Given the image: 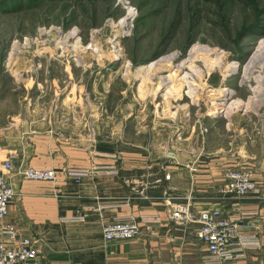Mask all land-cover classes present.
<instances>
[{
  "label": "rangeland",
  "instance_id": "374dc122",
  "mask_svg": "<svg viewBox=\"0 0 264 264\" xmlns=\"http://www.w3.org/2000/svg\"><path fill=\"white\" fill-rule=\"evenodd\" d=\"M263 53L264 0H0V125L120 153L171 151L201 119L230 150L249 117L264 125Z\"/></svg>",
  "mask_w": 264,
  "mask_h": 264
},
{
  "label": "crops",
  "instance_id": "0c3cea01",
  "mask_svg": "<svg viewBox=\"0 0 264 264\" xmlns=\"http://www.w3.org/2000/svg\"><path fill=\"white\" fill-rule=\"evenodd\" d=\"M256 120L249 117L239 126L233 154L227 148L215 152L209 124L206 133L194 125L200 133L194 137L178 134L170 141L173 151L157 146L159 151L150 137L144 145L120 153L87 151L46 130L24 132L0 125V155L15 154L11 180L18 194L0 227L8 223L22 235H38L41 240L37 259L18 264H203L206 248L195 239L197 224L175 223L169 219L170 210L191 194L193 218L212 208L229 211L233 203L223 191V175L231 169L250 171L264 190V125L258 127ZM94 166L115 167L118 173L106 171L79 182L59 175L48 182L23 179L17 172L26 167ZM144 187L143 195L132 189ZM241 209L247 213L246 222L263 233V248L248 250L244 258L226 264H264V200H248ZM253 212L259 215H248ZM127 215H156L159 221L140 223L139 238L104 241L102 226ZM79 216L83 219L77 220Z\"/></svg>",
  "mask_w": 264,
  "mask_h": 264
},
{
  "label": "built area",
  "instance_id": "2783aa9c",
  "mask_svg": "<svg viewBox=\"0 0 264 264\" xmlns=\"http://www.w3.org/2000/svg\"><path fill=\"white\" fill-rule=\"evenodd\" d=\"M220 112L226 110L219 107ZM202 133L207 132V127L201 119L195 121ZM14 153L0 155V221L8 213V205L18 197L11 180L15 168L13 166ZM108 171L116 175L115 167H91V168H64L34 169L26 167L17 172L23 179L33 181L54 182L59 175L79 182L83 178L93 177ZM225 189L223 190L233 205L229 211L212 208L201 211L193 218L190 203L193 199L191 194L183 197L184 202L171 208L169 219L177 224L195 222L197 227L194 231L195 239L203 243L206 254L202 257L203 264H226L244 258L248 250H260L263 248V233L253 228L245 220L247 213L241 209V204L248 200H264V190L254 179L250 171L231 169L224 173ZM167 178V176H166ZM134 184H138L134 181ZM146 186V185H145ZM134 192L143 195V190L132 188ZM249 216H258L257 212L249 213ZM264 219V215H262ZM77 220H82L79 216ZM145 222H158L156 215H142L137 219L132 215L119 217L102 226L104 241H120L135 239L142 236L141 225ZM41 240L38 235H22L14 225L4 224L0 227V264H18L37 259Z\"/></svg>",
  "mask_w": 264,
  "mask_h": 264
},
{
  "label": "bare ground",
  "instance_id": "6f19581e",
  "mask_svg": "<svg viewBox=\"0 0 264 264\" xmlns=\"http://www.w3.org/2000/svg\"><path fill=\"white\" fill-rule=\"evenodd\" d=\"M73 45V44H72ZM90 46V45H89ZM73 47H75V48H79V47H81L79 44H78V42H75V45H73ZM93 47V46H92ZM86 48H88V46L86 47ZM95 49V48H94ZM14 50L15 49H13L12 50V52L11 53H9V57L11 56V54L12 53H14ZM189 52V53H188ZM187 53V55H188V57L190 58L191 57V55L194 53V47H192V48H190V50L188 51ZM264 54V53H263ZM186 55V56H187ZM172 58V56L170 55V56H166L165 58L164 57H162V58H160L159 60L157 59V61H152V62H149L147 65H145V66H142L141 68H140V72H142L143 73V75L144 74H146L148 71H150L151 69H153L156 65H157V63L159 62V61H161V60H163V59H166V60H170ZM188 58V59H189ZM181 62V61H180ZM178 64V63H177ZM183 65H184V60L182 61V63H180L179 65H177V68L175 69V71L176 70H180V72H181V70H183L182 68H183ZM174 67V66H173ZM238 67V63L237 62H233V63H231L230 65H229V68L230 69H234V68H237ZM175 71H173V73H171V75H175L174 73H175ZM142 73H141V75H142ZM178 74V73H177ZM180 74H178V76H179ZM245 76V75H244ZM161 78V77H160ZM183 78V77H182ZM163 79V81L164 80H166V79H169L168 78V76L166 77V75L162 78ZM174 79H176L175 78V76H174ZM177 80V79H176ZM180 81V80H179ZM176 83V82H175ZM188 83V82H187ZM167 85V84H166ZM193 89H191V91H192ZM193 92V91H192ZM233 91L229 88V87H226V88H221L220 90H219V94H224V95H229V94H231ZM193 95V94H192ZM253 99V98H252ZM255 99V98H254ZM233 104V103H232ZM234 104H235V102H234ZM241 104V103H240ZM239 104L238 103H236L235 104V106H238ZM244 106H246V105H244ZM224 107V106H223ZM231 107V105H228V108H230ZM235 109H236V107H235Z\"/></svg>",
  "mask_w": 264,
  "mask_h": 264
},
{
  "label": "water",
  "instance_id": "95a60500",
  "mask_svg": "<svg viewBox=\"0 0 264 264\" xmlns=\"http://www.w3.org/2000/svg\"><path fill=\"white\" fill-rule=\"evenodd\" d=\"M153 61V60H152Z\"/></svg>",
  "mask_w": 264,
  "mask_h": 264
}]
</instances>
